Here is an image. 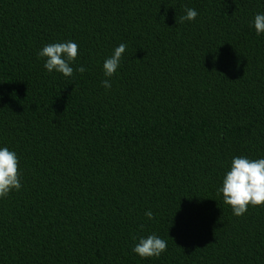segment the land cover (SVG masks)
I'll list each match as a JSON object with an SVG mask.
<instances>
[{
    "label": "trees",
    "instance_id": "1",
    "mask_svg": "<svg viewBox=\"0 0 264 264\" xmlns=\"http://www.w3.org/2000/svg\"><path fill=\"white\" fill-rule=\"evenodd\" d=\"M256 14L264 0H0V148L22 184L0 199V264H264V208L236 217L217 194L234 157L264 158ZM67 41L86 71L49 73L38 52ZM152 234L167 251L141 259Z\"/></svg>",
    "mask_w": 264,
    "mask_h": 264
},
{
    "label": "clouds",
    "instance_id": "2",
    "mask_svg": "<svg viewBox=\"0 0 264 264\" xmlns=\"http://www.w3.org/2000/svg\"><path fill=\"white\" fill-rule=\"evenodd\" d=\"M185 12L186 14L180 17L181 23L195 21L198 16V12L193 8H185ZM254 28L257 36L264 34V14L255 15ZM126 48L127 45L121 43L114 49L113 55L104 61L103 70L106 77L111 78L116 74ZM38 57L46 60L44 67L49 73L55 71L64 77H72L74 71L81 74L86 71L83 66L75 70L72 67L79 57V45L73 41L47 44L38 52ZM103 87L111 88L108 79L103 81ZM21 187L19 157L7 147L0 148V199L7 198L13 191H20ZM217 194H222L223 203L230 206L236 217L243 216L250 207L264 208V158L234 157ZM145 215L149 219L154 218L151 211ZM167 246L165 239L152 234L146 238L141 237L133 247V252L141 259L159 258L167 251Z\"/></svg>",
    "mask_w": 264,
    "mask_h": 264
}]
</instances>
